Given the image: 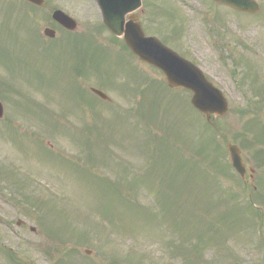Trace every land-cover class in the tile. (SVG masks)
<instances>
[{"label": "rangeland", "instance_id": "1", "mask_svg": "<svg viewBox=\"0 0 264 264\" xmlns=\"http://www.w3.org/2000/svg\"><path fill=\"white\" fill-rule=\"evenodd\" d=\"M257 2L259 11L254 15L234 12L212 0H142L141 8L135 12L147 35H155L198 65L223 91L228 112L217 121L223 136L217 144L205 120L188 106L184 107L189 104L190 94L182 90L166 91L158 70L126 52L121 40L102 27L94 0H45L40 9L29 8L18 0H0V79L7 84L5 89L0 87V101L7 121L18 122L17 130L20 131L22 125L25 135L30 133L24 138L12 125L4 129L0 124V162L3 159L4 169L10 171L12 168L18 180V172L22 173L18 167L25 171L24 182L20 180L19 187L10 173L4 181L5 200L0 201V220H5L8 227L0 224V245L12 247L21 258V264H264V248L256 245L259 237L264 239V205L253 202L263 215L258 229L260 216L241 211L248 206L243 202L246 195L236 176L230 169L226 176L215 172L216 168L224 167L222 162L228 163L223 141L233 139L248 147L242 150L243 158L256 172L254 180L247 177V186L253 185L256 189L247 192L251 193L253 201L255 197L264 196V168L258 169L255 164L256 150L264 149V129L256 131L247 127L256 120L264 121V0ZM54 8L72 16L77 29L75 34L67 35L55 27L56 37L46 39L45 45L36 29L40 33L50 22ZM51 25H54L52 21ZM78 37L90 47L98 46L102 50L90 60L98 73L91 70L86 61L91 57L89 51L84 53L85 62L79 61L88 70L83 81L70 72L76 61L75 47L70 42L75 43ZM36 43H40V47H51L49 58L35 46ZM84 55L80 52V56ZM62 60L65 62H59ZM117 60L119 62H115ZM58 64L60 72L56 68ZM101 77L107 79L100 81ZM77 87L84 91L87 101L83 96L75 99L80 93ZM89 87L105 92L112 100L110 105L96 103L89 95ZM138 96L141 99L135 106L142 103L139 108L146 111L152 99L157 101V120L166 123L168 128L165 131L168 148L176 149L186 160L200 163V170L207 175H203L202 183L191 185L185 173L179 172L177 182H182V196L190 197L195 193L197 197L202 196L199 193H204L205 189L199 186L206 184L210 189L214 172L216 180L220 178L227 191L234 189L238 194L234 198L228 194L224 202L223 197L213 194L216 197L213 202L220 201L218 209H213L208 216L207 209H203L201 214L212 223L217 212L226 209L221 215L223 219L213 222L218 239L211 242L205 238L200 251H188L185 261L182 253H178L179 247L181 244L191 247L187 243L189 240L196 242V236L187 235L182 241L183 229L177 231L171 226L172 215L162 212L164 207L158 205L159 195L150 210L153 202L150 198L153 199L155 192H165L164 185L174 175L171 170L174 165L173 159L167 157H157L155 159L162 161L154 160L157 163L153 164L145 156V119L137 113V107L132 111L128 109V97ZM93 111L98 113L97 118ZM115 112L121 117L116 119ZM49 119L51 135L48 139ZM92 124L100 132L105 149L103 153L98 148L91 152L97 159L109 161L102 169L101 164L95 166L93 162L92 171L109 187L104 183L98 186L83 174L88 164L82 156L80 135ZM175 127L180 129L178 137ZM96 133L94 131L93 135ZM34 134L40 136L41 142L31 140ZM46 140L51 144V152L43 146ZM203 140L205 145L200 146ZM197 149L202 151L201 155H196ZM157 153L164 155L162 149ZM64 158L75 160L79 166L65 162ZM119 164L126 166L125 173L121 171L122 166L121 170L116 168ZM145 177L148 185L150 179L154 180L151 186L145 185ZM113 183L119 185L113 186ZM212 187L220 186L214 184ZM114 191L124 195L128 203ZM22 196L28 198L32 207L23 204ZM175 216L179 219L178 212ZM18 219L25 225L17 226ZM189 222L193 229L206 231L203 222ZM29 226L35 227L36 233L30 231ZM175 239L179 241L171 256L167 245L161 247L160 242L173 240L176 243ZM71 248L76 252L64 257ZM85 250L90 253L86 254ZM0 264H8L2 252Z\"/></svg>", "mask_w": 264, "mask_h": 264}, {"label": "water", "instance_id": "2", "mask_svg": "<svg viewBox=\"0 0 264 264\" xmlns=\"http://www.w3.org/2000/svg\"><path fill=\"white\" fill-rule=\"evenodd\" d=\"M34 4L42 5L43 0H28ZM228 5L236 10L255 12L257 5L253 0H214ZM101 9L106 27L116 36L123 39L130 50L140 60L154 65L162 70L168 85L172 88H185L192 93L191 104L209 120L210 116H221L227 111V104L221 93L214 88L203 76L200 70L188 61L163 46L153 37H145L134 15L127 16L128 22H124L125 15L139 5V0H97ZM53 17L64 27L74 29L75 23L60 11L54 12ZM53 36V31L46 30ZM101 98L106 96L92 89ZM1 116V106H0ZM229 159L234 169L241 177H244L245 166L242 161L240 149L228 143Z\"/></svg>", "mask_w": 264, "mask_h": 264}, {"label": "trees", "instance_id": "3", "mask_svg": "<svg viewBox=\"0 0 264 264\" xmlns=\"http://www.w3.org/2000/svg\"><path fill=\"white\" fill-rule=\"evenodd\" d=\"M198 154H200V155L202 154V151H200V149H198ZM172 156H173V159H175V161H176V167L179 168V167L183 166L184 162H183L182 158H178L177 154H173ZM190 169H191V167L189 168V170ZM189 172L190 171L187 170V173H189ZM173 180H174V177L172 178L171 181L169 180L166 183L165 188H167V190L165 192H159L158 205H159L160 208L164 207V210L162 212L174 216V220H173L174 224L177 223L175 213L178 210L182 211L184 214L181 217V220L179 221L178 225L183 230L185 228V235L186 236L187 235L188 236L195 235L196 238H197L196 242H193V241L189 240L187 245L191 246V247H182L183 246L182 244H181V247H179L178 253H182L183 260L185 261V257L187 256V252L188 251H190V250L200 251V247H201L200 244L205 245L203 243V240L205 238H208L209 241H211V242H214L215 240L218 239V236H217L218 235V230L216 229V226L213 223H210L207 220H205L204 217L201 214V211L203 209H207L206 210V215L208 216L210 208L211 207L217 208V204H219L220 201H217L215 204H211L212 202L209 201V197L207 196V192H204L203 193L204 197L202 199L203 203H202L200 211L198 212V210L196 208V205H197V203L199 201H192V199H189V202L187 203V205H184L183 201L187 202L186 199H183L181 202H179L177 200V198L182 196V195L180 194V191L177 190V186L175 187L174 190L171 189L174 186ZM208 201H209V203H208ZM223 202H224V199H223ZM150 210H153V208H151ZM223 212H220L216 216V218H215L216 221H217V219H219V220L223 219V216H221ZM186 215H189V216L187 218H185ZM193 220H199L198 223H202L203 222V226L205 227L206 231H201L199 229H197V230L193 229L194 228L193 224H190V222H189V221H193ZM207 230H208V233H207ZM219 234H220V232H219ZM170 245L172 247V251H175L178 243L176 244L173 241H171Z\"/></svg>", "mask_w": 264, "mask_h": 264}]
</instances>
